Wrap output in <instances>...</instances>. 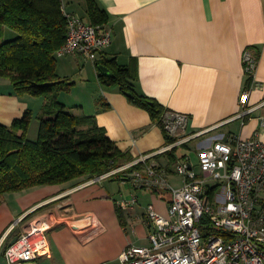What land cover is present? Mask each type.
I'll return each instance as SVG.
<instances>
[{
	"label": "crops",
	"instance_id": "0c3cea01",
	"mask_svg": "<svg viewBox=\"0 0 264 264\" xmlns=\"http://www.w3.org/2000/svg\"><path fill=\"white\" fill-rule=\"evenodd\" d=\"M77 1L84 3L86 11L85 0ZM97 1L109 15L105 25L113 30L112 42L99 53L96 63L82 54L69 55L66 63L79 68L84 85L93 83L97 92H90L92 110L88 114L131 156L126 162L158 150L168 137L147 109L133 103L118 86L101 82L98 63L104 64L106 58L135 68L137 79L132 83L136 93L157 100L168 110L189 114L190 131L219 125L194 140L193 147L222 133L257 135L264 142V0ZM16 36L15 30L4 27V41ZM246 54L256 62L253 72L247 69ZM83 59L86 62L81 64ZM63 68L61 74L69 72L67 66ZM249 88V107L254 109L240 118L238 114L244 110L240 98ZM30 99L28 94H16L10 80L0 77V122L11 125L22 117L31 109ZM192 152L194 155H189L195 161L197 150ZM157 160L166 164L169 157ZM175 176H170L171 182ZM91 180L82 176L4 195L0 203L1 248L40 221L48 223L50 253L35 264H103L116 261L123 249L135 244L129 232L138 229L137 223L142 225L147 204L154 202L167 212L165 190L136 191L129 184L125 185L130 190H116L113 183ZM121 191L127 196L137 193L140 202L129 209L119 207ZM0 264H6L4 253Z\"/></svg>",
	"mask_w": 264,
	"mask_h": 264
},
{
	"label": "built area",
	"instance_id": "2783aa9c",
	"mask_svg": "<svg viewBox=\"0 0 264 264\" xmlns=\"http://www.w3.org/2000/svg\"><path fill=\"white\" fill-rule=\"evenodd\" d=\"M66 12L68 31L57 55L82 54L97 62L99 53L113 39L112 28L93 25L82 16ZM247 69L256 62L246 54ZM251 88L244 90L240 105L244 118L249 107ZM190 115L166 110L161 125L168 142L149 154H141L92 179L116 177L135 189L170 191L167 212L154 202L147 204L142 224L148 245L130 244L123 249L116 264H264V142L256 135L219 134L205 145L192 142L219 125L201 131L189 130ZM264 123V120H263ZM181 147L197 150V163L191 155L179 156ZM169 157L168 163L156 159ZM171 156L175 159L172 158ZM140 168L132 169L134 165ZM174 174L179 185L170 180ZM119 207L129 209L140 202L137 193H119ZM93 221V216L89 217ZM48 227L38 221L18 235L17 241L3 250L6 264H35L50 253Z\"/></svg>",
	"mask_w": 264,
	"mask_h": 264
},
{
	"label": "trees",
	"instance_id": "16d2710c",
	"mask_svg": "<svg viewBox=\"0 0 264 264\" xmlns=\"http://www.w3.org/2000/svg\"><path fill=\"white\" fill-rule=\"evenodd\" d=\"M85 2L86 21L105 25L109 20L106 10L97 0ZM65 10L64 0H0V77L9 79L18 95L47 94L55 99L38 118L36 139L28 136L34 119L30 109L11 125L0 122V203L6 193L62 184L82 176L93 179L130 160L94 116L78 114L55 97L59 91H71L73 85L57 73V51L68 31ZM5 26L17 36L4 41ZM104 64L115 75L100 73L101 82L118 86L125 94L131 92V101L147 109L161 125L168 109L136 93L132 83L137 79L135 68L121 65L116 58H106ZM141 166L136 164L132 169Z\"/></svg>",
	"mask_w": 264,
	"mask_h": 264
},
{
	"label": "rangeland",
	"instance_id": "374dc122",
	"mask_svg": "<svg viewBox=\"0 0 264 264\" xmlns=\"http://www.w3.org/2000/svg\"><path fill=\"white\" fill-rule=\"evenodd\" d=\"M78 2L79 1H77V0H64V5H65L67 11H70L72 8H74L75 10H77V11H75V13H77L78 15H81V16L86 15L84 3L82 1H80V3H78ZM84 17L83 18L85 20H87L86 16H84ZM68 56L69 55L58 57L57 73L61 77L67 78L69 80V82H73V85H72L73 89L71 91H67V90L59 91L57 94H55V97H57L56 99L58 101H60L62 103H67L72 110H78L79 109V110H81V112L83 114L90 115V114H88V113H90V110H92V108H91L92 107L91 106V101H92L91 96L92 95L90 92H93V91L97 92V90H95V88H93L92 82H90L88 84V86H90V89H88L87 85H84L85 82H84L83 76H81V74H80L79 68H77V69L73 68L68 63H66V58ZM85 62L86 61L83 59L81 64H84ZM63 66H67L66 70H69L68 73H63L65 71L64 70L65 68H63ZM62 70H64L62 72L63 74H61ZM65 75H68V76H65ZM12 88H13V86H12ZM28 95L31 98L30 100H32L30 110L33 112V115L35 116L34 120H37L39 117L44 116L47 108H49V106L53 103V101H55L53 95H47V94H44V95L28 94ZM41 109H43L42 112H41ZM38 120H37V123L31 124L29 132H28V136L32 139H36L38 137V129H39L38 128L39 127V121ZM176 152L179 156H181L183 154H193L194 153V152H192V150L188 149L187 147H181V148L177 149ZM163 156H165V155H161L159 157H163ZM195 158H196L195 162L197 163V154L196 153H195ZM178 177L179 176H175V180H173V182L176 185H179L181 182V178L180 177L178 178ZM179 179H180V182H179ZM104 181H107L109 184L113 183L111 187L115 188L116 190H118L119 187H121L122 189H126V191H127V188H129V190H130V187H131V185H129L130 187L128 185H125V184L120 185V183L116 177H108L107 179H104ZM135 190L136 191H142V189H135ZM8 194H10V193H6L5 196ZM165 194L168 195L167 197L172 196V193L170 191H166ZM137 228L138 229H136L134 227L133 230L131 229L129 232L132 240L134 241L135 244H138V245H148L149 239H148L147 230H146L145 226L143 224L140 225L139 223H137ZM136 230H137V232H136ZM9 240H11V238ZM2 253H3V251H1V255H2ZM101 254L104 255L105 252H101ZM116 263H117V260L116 261H107V262H104L103 264H116Z\"/></svg>",
	"mask_w": 264,
	"mask_h": 264
},
{
	"label": "water",
	"instance_id": "95a60500",
	"mask_svg": "<svg viewBox=\"0 0 264 264\" xmlns=\"http://www.w3.org/2000/svg\"><path fill=\"white\" fill-rule=\"evenodd\" d=\"M98 69H99L100 73H102L105 76H114L115 75L114 72L105 64H99ZM127 95L131 96L132 93L127 92ZM17 239H18V236H15L13 238V240L11 241V244H13L15 241H17Z\"/></svg>",
	"mask_w": 264,
	"mask_h": 264
},
{
	"label": "bare ground",
	"instance_id": "6f19581e",
	"mask_svg": "<svg viewBox=\"0 0 264 264\" xmlns=\"http://www.w3.org/2000/svg\"><path fill=\"white\" fill-rule=\"evenodd\" d=\"M157 159V158H156ZM46 227H48V223L45 224ZM84 226V225H83Z\"/></svg>",
	"mask_w": 264,
	"mask_h": 264
}]
</instances>
